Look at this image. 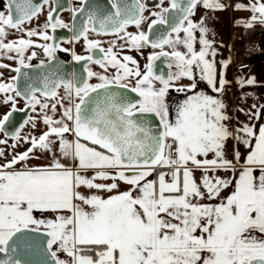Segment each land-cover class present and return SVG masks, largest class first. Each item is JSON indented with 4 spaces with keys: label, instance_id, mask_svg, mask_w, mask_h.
Returning a JSON list of instances; mask_svg holds the SVG:
<instances>
[{
    "label": "snow or ice",
    "instance_id": "snow-or-ice-1",
    "mask_svg": "<svg viewBox=\"0 0 264 264\" xmlns=\"http://www.w3.org/2000/svg\"><path fill=\"white\" fill-rule=\"evenodd\" d=\"M198 4L211 11L226 7L220 0H169V7L158 0L155 8L160 10L150 13L155 19L148 23V31L132 34L128 26L140 29L149 19L143 15L147 9L143 0H80L78 8H66L64 0H5V10L0 11V53L18 61L20 67L12 71L20 74L21 68L31 67L25 60L36 57L35 51L26 55L33 47L54 58L59 44L48 30L55 33L58 27L73 32L77 42L83 38L90 54L72 52L75 62H85L83 73L73 71L70 79L52 78L49 69L42 88L36 86L41 77H28L26 72L23 90L18 86L19 75L0 81L3 103H11L10 111L0 118V133L5 137L0 145L12 139L15 148L21 130L29 123L34 128L37 117L48 129L39 137H23L30 147L0 164V264H264V123L258 130L245 123L233 134L224 123L229 117L223 100L194 91L198 74L212 92L222 93L231 63L230 59L220 61L217 79V51L208 38L209 28L203 18L191 19ZM46 6L43 28H24ZM233 7L252 13L247 21L238 20V25H264V0L238 2ZM61 10L72 12L71 27L60 18ZM7 29L23 31L27 38L5 43ZM89 32L114 35L129 50L159 51L149 54L142 73L132 56L118 58L115 40L105 49L101 41L89 40ZM32 37L53 43L39 44ZM181 45L184 52L178 49ZM94 50L102 55L91 54ZM161 57L169 61L166 75L154 70V62ZM90 64L98 65L103 74L92 71ZM44 67L43 61L37 65ZM109 68L114 70L111 76ZM93 78L98 82L91 83ZM182 79L191 83L178 85ZM254 83V77L237 79L241 87ZM61 86L66 96L57 101L62 112L54 118L57 103L51 104L50 116L49 103L36 94L45 101L55 99ZM170 88L192 93L177 105L174 118L165 99ZM17 97L25 101L24 109L16 108ZM37 106L36 117L27 115L10 131L14 113L36 112ZM152 115L158 125L153 124ZM250 115L258 120L259 109ZM230 138L249 149L243 164L238 150L235 163L227 158L225 145ZM36 150L49 153L51 162L30 167L27 161ZM0 157H4L3 149ZM196 170L201 173L199 181ZM218 172L233 175L229 179ZM121 183L129 187L121 191ZM230 186V194L221 197V191ZM82 187L88 194L81 192ZM102 193H108L107 197Z\"/></svg>",
    "mask_w": 264,
    "mask_h": 264
},
{
    "label": "crops",
    "instance_id": "crops-1",
    "mask_svg": "<svg viewBox=\"0 0 264 264\" xmlns=\"http://www.w3.org/2000/svg\"><path fill=\"white\" fill-rule=\"evenodd\" d=\"M243 3L245 5L250 3V0H222V4H224L225 10L223 11H211L205 9L204 7H198L195 9V14L191 17L194 22H199L202 18L204 20V24L209 28V36L208 38L213 41V47L217 51L216 56V68H217V79H219V73L221 71L220 61L222 60H231V63L228 65L225 71V79L228 83L224 87V91L222 93H214L211 91L209 86L200 81L199 75H196L197 80V88L194 90L195 92H204L209 95L217 96L221 98L226 105L225 114L229 117L228 120L224 121L225 125L229 128L230 131L235 134V129L243 124H254L256 129L260 127L262 123H264V48L246 52L245 58L250 64L248 69H244L241 71H233L232 67L234 65V47L232 45L233 37L237 34L242 33L244 36L248 34L250 29L260 28L264 31V25L260 23H255L252 28H245L243 24H237V21H247L252 13L250 11L243 10H234L233 5L235 3ZM197 40L199 39L200 33L197 31L195 33ZM200 45L196 44V49L199 50ZM123 56V55H122ZM211 59V57H209ZM139 59L137 58L136 61ZM255 78V83L253 85H247L241 87L237 84V79L248 80L251 78ZM191 81L188 79H182L178 82V85H189ZM192 93H182L177 92L174 89L170 88L169 92L166 96V103L169 105L170 109V118H174V110L178 104H180L187 95H191ZM253 104L256 105L253 108ZM259 109V119L257 120L253 114ZM35 130L39 131L44 130L46 127L42 126L41 123L36 124L34 127ZM34 130V129H33ZM34 130V131H35ZM34 132V135L41 134V132ZM69 139H71V134H66ZM55 139V137H52ZM54 150H55V146ZM238 150L240 152V164H243L244 158L246 157L249 149L246 148L242 143H237L234 139H228L225 145V151L227 158L229 160H234V151ZM50 156V155H49ZM51 160V156L48 157ZM62 163L68 164L69 161L61 160ZM240 164H236V168H240ZM20 166H15L19 169ZM30 167H35L34 165H29ZM91 175V172L88 173ZM195 177L199 181L200 171L196 170L194 172ZM217 175L223 176L225 178H231V172H218ZM238 175V172H237ZM154 177H149V179H153ZM110 182V181H109ZM234 183V181H233ZM129 186L123 183L120 184V190H126ZM81 192L88 194L89 190L86 188H81ZM232 188L231 186L227 189L221 191V197H226L230 194ZM94 191V190H93ZM105 197H107L108 193H102ZM218 201L205 200L203 203H217ZM37 217H40L39 213H34ZM45 215H51L50 213ZM61 258H65L64 254H60Z\"/></svg>",
    "mask_w": 264,
    "mask_h": 264
},
{
    "label": "flooded vegetation",
    "instance_id": "flooded-vegetation-1",
    "mask_svg": "<svg viewBox=\"0 0 264 264\" xmlns=\"http://www.w3.org/2000/svg\"><path fill=\"white\" fill-rule=\"evenodd\" d=\"M101 2H103V0H101ZM143 2L147 5V9H158V8H155V4L158 3V0H143ZM164 2L167 4L166 7H168L169 3L166 0H164ZM68 6L77 7V8L80 7V0H68ZM4 10H5V0H0V11H4ZM47 10L48 9L46 6L44 12H42L37 18H34L30 23H26L24 25V28L41 30L43 28V25L46 23ZM58 14H59L60 18L65 23L69 24V27L72 26V23H71L72 12L71 11L62 10V11H59ZM78 24H80V20L77 23V25ZM131 26L132 25H130L128 27H131ZM147 28H148V24L146 25L145 32H146ZM57 29L59 30L58 32H57ZM57 29H56L55 33H53L51 29L48 30L49 35H54L56 37L55 43L59 44L58 50L53 54L54 58L50 59L48 56H46L41 48H38V47L30 48L28 50V52L26 53V55H30V53L32 51H35L36 57L33 58L31 61H28L27 59L25 60V63H29L31 65V67L21 68L20 74H17L16 72L12 71V69H14L16 67H20L18 61L14 60V59L13 60L7 59L3 53H0V64L9 65V67H0V74H2V75H0V81L8 82L12 77L19 75L18 86L21 90H23L25 87V84H26V79H27L23 75V73H25V72L28 73V77H34L36 75H39L41 77V82H38L36 86L41 87V88L43 87L42 78L45 75H49V69L51 70V73L54 74L52 76V78H56V76H62L66 79H70L71 73L73 71L83 73L82 65L85 62H83V64L81 66L78 65V63L73 60L72 52H75L77 55H88V54H90L89 52L86 51L85 40L83 38H81L77 42L76 40L72 39L71 32L68 29L60 28V27H58ZM7 33H8V35L6 36V38L4 40L5 43H8L9 41L17 40L18 38H21V37L27 38L26 36H24L23 31H16L13 29H7ZM129 33L136 34L132 31H129ZM88 38H89V40L101 41L102 46L105 49H107L110 46L111 41L115 40L116 41V48L114 49V51L118 52V54H119L118 58L122 59V55H130L135 60L138 58L139 59L138 64L140 66V70L142 73L144 72V65L147 63V57L149 56V54L159 51V49H152L150 47H144L143 49H141L139 51L134 50V49L129 50V46H127L125 44V41L122 42L121 40L117 39V37L114 35H99L98 36L93 32H89ZM31 39L33 41H35L36 43H39V44L53 43V41L45 42L41 39H38L37 37H32ZM58 39H60V40H58ZM122 44H125V47L121 48L120 46ZM59 49H68L69 51H61ZM166 51H168V50H166ZM91 54H93L97 57L102 55L101 53H99L98 50H94L93 53H91ZM10 55L14 56L15 53H11ZM41 61L44 62L45 67L44 68H37V65H39L41 63ZM168 63H169V61L167 58L161 57L159 65H158V63H156V64L154 63L155 72L157 73L158 71L161 72V70H163L164 74L166 75L169 70H168V68L166 69V71L164 69H165V64L167 66ZM89 66L91 67L92 71L103 74V69H101L98 65L90 64ZM129 66L133 67L131 64ZM172 70L174 71L175 69L173 68ZM113 72H114V70L109 68L107 74L109 76H111L113 74ZM134 82L135 81L132 80L133 84H134ZM157 87H159L158 83H157ZM57 92H58V96L55 99H49L47 101H45V98L39 92H37V94H36L37 97L42 102L49 103V109L47 110V114L50 116L52 114L51 104L57 103V101L61 97L66 96L65 89L62 86L57 89ZM12 95H14V93ZM3 100H4V94H0V118H2V116L4 114H6L8 111H10V109H11V103L4 104ZM16 100H17L16 108L18 110L24 109L25 108V101L19 97H17ZM65 101H64V103L67 105L68 101L67 100H65ZM38 113H40L39 106H37L36 112H31L29 110L28 115L36 117ZM41 116H42V114H41ZM39 123H41L42 125H45L42 122V118L37 117L36 124H39ZM29 124L32 127V124L31 123H29ZM28 125H26V126H28ZM1 135H3V134L1 133Z\"/></svg>",
    "mask_w": 264,
    "mask_h": 264
},
{
    "label": "rangeland",
    "instance_id": "rangeland-1",
    "mask_svg": "<svg viewBox=\"0 0 264 264\" xmlns=\"http://www.w3.org/2000/svg\"><path fill=\"white\" fill-rule=\"evenodd\" d=\"M220 2H222V0H220ZM166 5L167 4L164 2L163 6L166 7ZM198 7H203V6H202V4H198L196 6V8H198ZM159 10L160 9H146V11L143 13V15L145 17H149V19L141 24L140 29H137L135 25H132L131 27L127 28V31L128 32L132 31L134 33H137L138 31H141V30L145 31L146 25L151 22V19H155V17H150V13L152 11H159ZM180 36H181V38H183L184 33L181 32ZM122 42H124V41H122ZM165 49L168 50V51H171V49L168 48V47H166ZM178 49L181 52L185 51V49L183 48L182 45L178 46ZM90 82L91 83H97L98 81L95 78H93ZM61 112H62V109L60 108L59 103H57V109H56V113L54 114V118H59L60 115H61ZM51 115H53V113ZM44 127H46L44 130L39 131L37 129V131H36L35 128L31 127V125L29 124L28 126L24 127L21 130V132H20L21 139L19 140V142H16V147L15 148H12V145L14 143V141L12 139H8L7 144L0 145V149L4 150V157H0V164H3V163L6 162L5 157L7 158V160H10L14 155L19 154V153H23L24 151H26L30 147V144L25 143L24 140H23V137L29 136V135L35 136V137H39V135H41L42 132L48 130L46 125H44ZM33 129L36 132H41V134L38 133V135H34L35 131ZM4 138L5 137L3 135H1V133H0V139H4ZM31 155H32L33 158H31V159H29L27 161L28 165L42 166V165H47V164H49L51 162V160L48 158V157H50L49 156L50 154L47 153V152H41L40 150H36ZM22 164H23V162H21V164H17L16 166H20Z\"/></svg>",
    "mask_w": 264,
    "mask_h": 264
},
{
    "label": "built area",
    "instance_id": "built-area-1",
    "mask_svg": "<svg viewBox=\"0 0 264 264\" xmlns=\"http://www.w3.org/2000/svg\"><path fill=\"white\" fill-rule=\"evenodd\" d=\"M232 45L234 47V65L233 71L248 69L250 64L245 58L246 52L257 51L264 48V31L256 30L251 33L248 40L240 33L233 37Z\"/></svg>",
    "mask_w": 264,
    "mask_h": 264
},
{
    "label": "water",
    "instance_id": "water-1",
    "mask_svg": "<svg viewBox=\"0 0 264 264\" xmlns=\"http://www.w3.org/2000/svg\"><path fill=\"white\" fill-rule=\"evenodd\" d=\"M166 1L169 3V0H166ZM36 2H40V0H36ZM91 2H93V0H90V3H91ZM64 3H65V6H66V8H67V7H68V0H64ZM168 7H169V6H168ZM61 11H62V10H61ZM78 22H79V18L77 19L76 23H78ZM71 23H72V21H71ZM78 25H79V24H78ZM157 27H161V26L158 25ZM58 31H59V30L57 29V32H58ZM147 31H148V28L146 29V32H147ZM71 36L73 37V32H71ZM58 40H60V39H58ZM165 61H166V60H165ZM83 62H84V61H81L80 63H78V65L81 66V65L83 64ZM154 63H155V64L158 63V65H159L160 60H157V61H155ZM166 69H167V66H166V64H165V69H164V70L166 71ZM156 74L159 75V74H161V72L158 71ZM119 91L124 92L125 90H123V89H119ZM126 94L129 95L130 97L134 98V99H138V97H136L134 93L127 92ZM13 115H14V117H15V123H14V125H13V129H10V131L14 130L15 127H18L19 124L22 123V121L26 118V116L28 115V113H24V112L17 111V112L14 113ZM150 119L152 120V122H153L154 125H158V123H159L158 118H156L154 115H152V116H150ZM2 134H3V133H2ZM3 135H4V134H3ZM0 256H2V254H0Z\"/></svg>",
    "mask_w": 264,
    "mask_h": 264
},
{
    "label": "trees",
    "instance_id": "trees-1",
    "mask_svg": "<svg viewBox=\"0 0 264 264\" xmlns=\"http://www.w3.org/2000/svg\"><path fill=\"white\" fill-rule=\"evenodd\" d=\"M259 29H260V28H257V29H250V30L248 31V34L245 35V39L248 40L249 37H250V35H251V33H253L254 31L259 30ZM260 30H261V29H260Z\"/></svg>",
    "mask_w": 264,
    "mask_h": 264
}]
</instances>
